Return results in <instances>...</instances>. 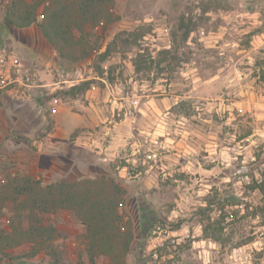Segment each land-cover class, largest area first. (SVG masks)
Segmentation results:
<instances>
[{
	"label": "rangeland",
	"instance_id": "374dc122",
	"mask_svg": "<svg viewBox=\"0 0 264 264\" xmlns=\"http://www.w3.org/2000/svg\"><path fill=\"white\" fill-rule=\"evenodd\" d=\"M7 1L0 264H47L53 253L89 264V252L94 264H264V0L105 1L61 49L79 56L116 37L101 77L88 57H60L36 22L6 27ZM102 174L122 188L120 220L90 251L74 211L31 210L17 193L24 177L96 178L89 197L109 195Z\"/></svg>",
	"mask_w": 264,
	"mask_h": 264
},
{
	"label": "trees",
	"instance_id": "16d2710c",
	"mask_svg": "<svg viewBox=\"0 0 264 264\" xmlns=\"http://www.w3.org/2000/svg\"><path fill=\"white\" fill-rule=\"evenodd\" d=\"M105 1L111 2L112 0H8L2 23L6 27L15 26L20 28L36 22L42 36L49 44L55 45L60 57L69 61L88 57L94 63V75L101 77L104 74V69L100 63L108 59L110 46L116 44V37L110 40L103 50L97 48L89 52H83L79 56H75L73 51L62 52L61 49L66 50V48L72 47L73 43L77 41L75 37L77 31L80 32L82 30L81 26L86 22L95 21V9ZM45 3L44 13H41L42 19L37 22L38 6ZM72 25H75L77 30H73ZM57 43L59 44L58 47L56 46ZM88 87L89 79L80 80L78 84L70 86L69 92L74 96ZM97 178L109 180L112 185V191L109 195L98 194L94 198L89 197L88 185L94 183L98 187L99 183L96 178L74 179L71 181L58 179L41 186L32 178L24 177L23 185L17 193L29 197L28 202L31 210H52L66 207L74 211L75 216L84 223L87 231H89L87 248L90 251L94 249V243L100 240L106 242L105 246L108 244L103 233L107 230L108 232L118 230V221L120 220L118 197L121 195L122 188L105 174L99 175ZM78 187H86L80 196L75 194ZM131 240L132 236L127 232L121 242L123 252L128 251ZM88 261L89 264L95 263L94 253L89 252ZM47 264L63 263L53 253ZM77 264L84 263L78 261Z\"/></svg>",
	"mask_w": 264,
	"mask_h": 264
},
{
	"label": "crops",
	"instance_id": "0c3cea01",
	"mask_svg": "<svg viewBox=\"0 0 264 264\" xmlns=\"http://www.w3.org/2000/svg\"><path fill=\"white\" fill-rule=\"evenodd\" d=\"M10 27H15V26H10ZM15 28H19V27H15ZM21 28V27H20ZM16 80H19V78L16 76L15 77Z\"/></svg>",
	"mask_w": 264,
	"mask_h": 264
},
{
	"label": "built area",
	"instance_id": "2783aa9c",
	"mask_svg": "<svg viewBox=\"0 0 264 264\" xmlns=\"http://www.w3.org/2000/svg\"><path fill=\"white\" fill-rule=\"evenodd\" d=\"M40 16H42V15H40ZM15 63H16V61L14 62V65H15Z\"/></svg>",
	"mask_w": 264,
	"mask_h": 264
}]
</instances>
